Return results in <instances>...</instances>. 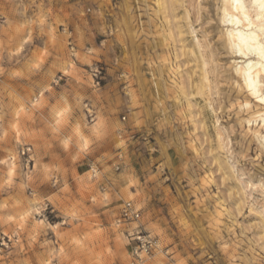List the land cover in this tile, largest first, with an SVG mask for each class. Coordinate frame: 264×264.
<instances>
[{
	"label": "rangeland",
	"instance_id": "374dc122",
	"mask_svg": "<svg viewBox=\"0 0 264 264\" xmlns=\"http://www.w3.org/2000/svg\"><path fill=\"white\" fill-rule=\"evenodd\" d=\"M223 7L0 0V264H131L137 226L139 264H264L262 108Z\"/></svg>",
	"mask_w": 264,
	"mask_h": 264
},
{
	"label": "bare ground",
	"instance_id": "6f19581e",
	"mask_svg": "<svg viewBox=\"0 0 264 264\" xmlns=\"http://www.w3.org/2000/svg\"><path fill=\"white\" fill-rule=\"evenodd\" d=\"M223 2V20L228 23L229 43L244 59L237 69L248 91L244 103L250 107L251 98L255 99L262 108L255 116L264 124V0ZM258 135L264 143V132ZM12 168H9L10 172Z\"/></svg>",
	"mask_w": 264,
	"mask_h": 264
},
{
	"label": "built area",
	"instance_id": "2783aa9c",
	"mask_svg": "<svg viewBox=\"0 0 264 264\" xmlns=\"http://www.w3.org/2000/svg\"><path fill=\"white\" fill-rule=\"evenodd\" d=\"M31 147L24 148L22 153L25 154L26 151L29 152ZM94 176L97 174L93 173ZM142 217V210L138 208L133 201L124 202L119 221L122 223H132L138 222ZM131 236V264H139L144 262L149 256H151L159 245V239L152 235L147 230L137 226L132 232H129Z\"/></svg>",
	"mask_w": 264,
	"mask_h": 264
}]
</instances>
